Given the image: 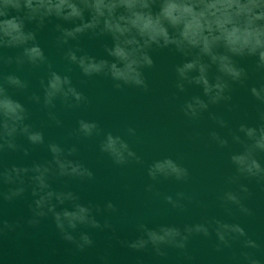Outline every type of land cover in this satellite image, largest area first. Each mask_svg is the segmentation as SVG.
<instances>
[{
	"label": "water",
	"instance_id": "obj_1",
	"mask_svg": "<svg viewBox=\"0 0 264 264\" xmlns=\"http://www.w3.org/2000/svg\"><path fill=\"white\" fill-rule=\"evenodd\" d=\"M156 10L154 7L153 11ZM9 15L16 13L9 9ZM84 16L87 21V11ZM56 25L67 29L74 26L71 21L55 17L46 18L39 27L36 21H25V31L34 32L35 43L46 58L38 65L26 60L17 63L23 46L0 47V86L25 108L23 123L31 131L40 132L44 141L33 145L26 136L17 134L16 150H0V170L51 162L48 144H57L66 159L81 164L92 176L51 175L48 178L51 189L70 191L78 197L76 202L90 206L99 227H77L72 233L77 241L81 233L92 241L80 249L62 238L51 213L34 215L33 201L38 197L31 194L28 176L32 173L25 174L23 185L0 182V264H243L238 259L240 242L233 241L231 248L221 245L217 251L218 241L211 228L208 237L192 234L184 249L161 246L163 255H157L151 245L144 249L129 246L139 238H146L144 228L176 227L183 233L185 226L212 219L240 224L247 236L261 245L259 252L246 251L253 252L264 264V179L240 175L231 161L232 155L242 153L252 143L239 131L240 126L256 128L264 124L259 118L264 113V103L250 93L251 87L264 84V70L256 69V57L232 58L237 67L244 69L246 78L242 83L229 80L224 95L230 99L212 104L204 96L202 86L180 81L176 73V67L192 59L195 50L185 56L171 45L161 49L153 46L148 51L152 66L141 69L146 87L140 88L102 74L84 76L78 65L66 59L65 54L71 49L77 57L87 54L96 60L111 61L104 50L112 46L110 35L86 31L61 44ZM32 43L29 41L26 46ZM202 60L208 63L207 57ZM51 71L68 76L83 99L77 103L71 97L67 102L57 97L53 106L45 107L41 81L46 86ZM197 74L192 71L188 75ZM9 75L19 78L26 87L7 84L4 78ZM217 75L215 65H211L209 83ZM178 83H183V91L177 87ZM34 96L39 99H33ZM193 97L208 103L207 109L196 117L185 115L184 111L185 103ZM80 120L95 123L97 130L91 136H83L78 131ZM107 134L119 136L134 156L123 164L114 163L107 153L100 151ZM221 140L225 142L223 145ZM72 148L75 151L68 155ZM253 155L264 168V152ZM165 159L185 169L186 176L181 180L174 176L149 177L150 166ZM17 186L23 187L24 192L5 200L8 189ZM241 186L247 192H242ZM226 192L236 194L249 214L241 213L235 204L224 203L222 197ZM63 208L71 210L70 202L57 204L56 211Z\"/></svg>",
	"mask_w": 264,
	"mask_h": 264
},
{
	"label": "clouds",
	"instance_id": "obj_2",
	"mask_svg": "<svg viewBox=\"0 0 264 264\" xmlns=\"http://www.w3.org/2000/svg\"><path fill=\"white\" fill-rule=\"evenodd\" d=\"M154 7L156 11H153ZM9 9L16 15L10 16ZM85 11L88 13L87 21ZM48 17L71 21L74 24L70 29L56 25V29L61 33L58 38V43L61 44H66L69 38L76 39L78 34L86 31H91L94 35L111 36L112 46H106L104 49L112 58L111 61L96 60L87 54L77 57L71 49L66 52V59L78 65L82 74L87 77L102 74L113 81L143 88L146 85L141 69L152 66L153 61L148 51L153 46L161 49L171 45L185 56L192 55L195 50L192 59L176 67L177 76L180 81L202 86L208 103L216 104L221 100L230 99L224 95L229 88V80L242 83L246 78L244 69L236 66L233 57H256V69L264 70V0H0V47L23 46L18 64L25 60L31 65L45 62L43 51L35 43L34 32L25 31V21H36L39 27ZM77 20L79 24H75ZM29 41L33 43L26 46ZM203 57L208 58V63L203 62ZM211 65H215L219 73L213 83H209L208 78ZM192 71L198 74L189 77L188 74ZM4 80L16 88L26 87V84L15 76H6ZM41 85L44 88L45 107L53 106L52 102L57 97L64 102H67L69 97L77 103L83 99L81 93L72 86L69 77H62L55 71L49 73L47 85L44 86L43 81ZM119 86L117 83L116 87ZM177 87L183 91V83H178ZM250 93L257 101L264 103V84L259 88L251 87ZM32 98L39 99L35 96ZM208 103L199 97H193L184 105L185 115L196 117L200 111L207 109ZM68 106L72 107L70 104ZM259 118L264 121V113H261ZM25 119V108L0 86V150H16L14 138L17 134L26 136L33 145L43 144L42 134L31 131L29 126L23 123ZM56 123L59 124V121ZM78 124L79 133L85 137L91 136L97 130L95 123L80 120ZM239 131L252 143L246 146L242 153L231 156L237 173L264 179V168L253 155L257 151L264 152V124L256 128L241 125ZM213 138H216L215 134ZM220 143L223 145L225 142L221 140ZM48 151L52 154L51 162L34 163L30 168L15 165L11 168L4 167L0 170V182L5 185H23L25 174L32 173L28 176L32 185L31 194L38 197L33 201L34 215L45 216L51 213L62 238L82 249L92 243L89 236L81 233L77 241L72 233L80 225L99 227L92 216V208L76 202L78 197L70 191H53L48 178L51 175L90 178L92 173L81 164L66 159L64 150L57 144H48ZM74 151L75 148L69 149L67 154L71 155ZM100 151L107 153L116 164H123L129 157L134 156L119 136L114 137L111 134H107L101 142ZM53 164L55 168L52 167ZM186 174L185 169L170 159L157 161L148 169V175L153 179L161 175L174 176L181 180ZM240 190L247 192V188L243 186ZM23 192L24 188L20 186L10 188L3 198L9 200ZM168 200L172 202L171 198ZM65 201L70 202L71 210L63 208L56 211L57 204H64ZM222 201L235 204L241 213L249 214V210L232 192H226ZM107 207L111 209L112 205L108 204ZM210 228L218 241L217 251L221 250V245L231 248L233 241H239L241 250L238 259L243 264H261V260L253 252L246 251L254 249L259 252L261 245L249 238L240 224L226 223L218 219L185 226L183 233L176 227H160L158 230L144 228L146 238H139L129 246L133 249H144L151 245L157 255H163L161 246L184 249L192 234L208 237ZM233 258H237L235 254Z\"/></svg>",
	"mask_w": 264,
	"mask_h": 264
}]
</instances>
